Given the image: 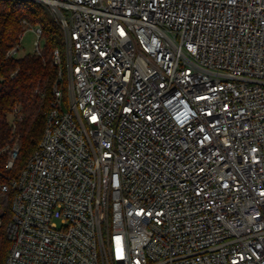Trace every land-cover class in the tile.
I'll list each match as a JSON object with an SVG mask.
<instances>
[{
    "label": "built area",
    "instance_id": "obj_1",
    "mask_svg": "<svg viewBox=\"0 0 264 264\" xmlns=\"http://www.w3.org/2000/svg\"><path fill=\"white\" fill-rule=\"evenodd\" d=\"M10 1L60 28L68 88L2 151L3 264H264V0ZM21 26L6 57H44Z\"/></svg>",
    "mask_w": 264,
    "mask_h": 264
},
{
    "label": "trees",
    "instance_id": "obj_2",
    "mask_svg": "<svg viewBox=\"0 0 264 264\" xmlns=\"http://www.w3.org/2000/svg\"><path fill=\"white\" fill-rule=\"evenodd\" d=\"M41 24L44 33V57L26 54L7 58L22 31V20ZM64 51L63 35L46 9L37 4L23 5L19 1L0 0V169H5L6 154L3 149L18 137L21 143L18 172L38 146L46 124V117L53 101L54 87L59 82V70L63 69L61 86L66 96L67 76L62 65L54 64V51ZM13 73H16L12 76ZM36 90H38L36 92ZM20 109L22 116L13 130L11 112ZM0 180H3L0 177ZM8 212L0 226V264H3L11 243L6 234Z\"/></svg>",
    "mask_w": 264,
    "mask_h": 264
},
{
    "label": "rangeland",
    "instance_id": "obj_3",
    "mask_svg": "<svg viewBox=\"0 0 264 264\" xmlns=\"http://www.w3.org/2000/svg\"><path fill=\"white\" fill-rule=\"evenodd\" d=\"M21 4L23 5H29L30 2H22ZM36 40V37L34 36V34L31 31H27L25 32L24 36H23V40H22V44H21V48L19 50V52L16 54V57H23L26 54H31L33 52V48H34V41ZM44 42L42 41V44ZM65 50V48H64ZM64 53V51H63ZM66 90L68 88V80L66 81ZM67 94V92H66ZM10 216V211L6 210ZM10 219V218H9Z\"/></svg>",
    "mask_w": 264,
    "mask_h": 264
}]
</instances>
